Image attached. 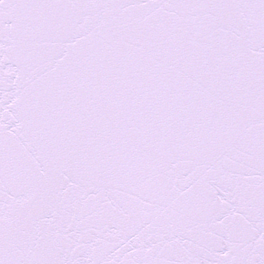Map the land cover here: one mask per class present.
Instances as JSON below:
<instances>
[{"label": "snow or ice", "instance_id": "1", "mask_svg": "<svg viewBox=\"0 0 264 264\" xmlns=\"http://www.w3.org/2000/svg\"><path fill=\"white\" fill-rule=\"evenodd\" d=\"M0 264H264V0H0Z\"/></svg>", "mask_w": 264, "mask_h": 264}]
</instances>
